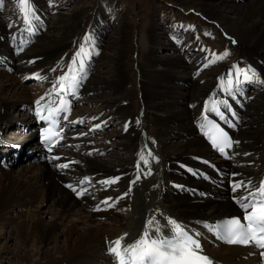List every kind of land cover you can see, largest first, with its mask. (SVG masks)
Segmentation results:
<instances>
[{
	"label": "bare ground",
	"instance_id": "bare-ground-1",
	"mask_svg": "<svg viewBox=\"0 0 264 264\" xmlns=\"http://www.w3.org/2000/svg\"><path fill=\"white\" fill-rule=\"evenodd\" d=\"M194 1L202 3L199 13L216 23L223 40L235 43L244 64L239 69H253L259 82L245 80L241 73L231 95L221 91L218 85L227 82L229 73L235 80L238 66L209 67L217 56L202 48L200 58L176 50L174 57L170 46L180 47L187 42L184 38L175 39L173 45L162 44L163 54L155 55L151 46L145 53L136 51L141 59L127 67L123 57L128 51L135 53L137 46L135 23L125 21L119 27V39L99 45L89 40L90 10L69 15L56 34L41 33L39 16L46 9L36 7L39 0H31L35 14L30 25L22 17L10 18L9 13L5 22L0 20V233L10 225V233L18 240L13 253L17 264H117L108 252L112 241L134 242L149 220L152 236L159 228L162 236L170 237L169 218L199 240L200 253L213 263L259 264L252 248L213 242L206 225L240 214L233 197L246 192L242 188L233 192L232 181H251L258 187L264 179V0ZM93 15L101 18L97 9ZM148 22L147 30L154 25ZM29 27L31 34H38L36 38L26 39ZM192 39L194 34L189 42L192 49L200 46ZM82 44L87 54L85 72L75 94L67 95L71 105L67 119L62 113L64 141L44 160H24L26 151L40 152L33 115L36 102L58 101L53 93L55 77L67 70ZM20 47L27 50L21 53ZM92 56L98 57L96 65L89 62ZM208 67L206 74L203 69ZM3 68L8 75H1ZM32 71L43 86L31 93L20 85L18 76L26 78ZM132 75L133 85L127 84ZM185 78L192 81L189 93ZM205 101H210L209 108L211 101L226 102L227 107L219 105L223 119L206 110ZM13 108L16 117L8 114ZM101 110L119 119L122 131L104 130L106 122L98 117ZM209 119L220 122L234 139L227 161L210 147L205 135ZM81 122H88L95 134L76 127ZM12 130L19 132L17 137L10 136ZM113 137L116 140L111 142ZM111 143L116 147L113 151L108 148ZM141 156L148 161L146 166ZM60 164L67 167H57ZM110 177L119 179L103 183ZM38 199L51 203L49 222H43L40 211L33 208Z\"/></svg>",
	"mask_w": 264,
	"mask_h": 264
},
{
	"label": "rangeland",
	"instance_id": "rangeland-1",
	"mask_svg": "<svg viewBox=\"0 0 264 264\" xmlns=\"http://www.w3.org/2000/svg\"><path fill=\"white\" fill-rule=\"evenodd\" d=\"M39 1H41V4L36 7H43L44 9H46V11L44 12L48 14L44 15L43 12V14L39 16L41 17V19H39V23L42 27L41 33L43 35L50 33L51 30L54 34L58 33V28L60 26L64 27L66 25V18L69 15L80 11L90 10V15L86 18V23L91 25L92 36L89 40L103 46L106 43L110 44L111 42H113V40H117L121 37L119 27L125 21L135 23L137 32L135 43L137 44V46L135 53H132L133 51H128L127 54L123 57V63L127 67L129 65H133L135 62H138L139 58L141 59V57H138V55L136 54V51L139 50V52L145 53L147 47L151 46L154 51L156 50L155 55L160 53L163 54L166 52V49L164 50V48H162V44H165L167 42V45L170 43L171 45H173V41L179 38H184V40H186L187 42H183L182 44H180V47H177L175 44L173 46H170L172 49H169V52L172 53L174 57L176 56L174 50H176L180 55H196L198 58H200L202 57L200 48H202L204 50H210L212 55L217 56L214 58L215 62L213 64H210L209 67L217 68L221 67V64L225 63L230 65L236 64L238 68H242L244 66L242 61L239 59V53L234 45L235 43H233L232 40L224 41L223 36L221 35V30L216 25V23L199 13L200 5L202 4L199 1L191 0L185 3H177L174 0ZM244 1L245 0H232L229 2L242 3ZM94 9L99 10L101 14L100 19L95 18V16L93 15ZM49 10L50 12L48 13L47 11ZM0 13V20L4 22L7 19L5 13H9L8 15L12 19L17 20L18 17H21L18 4L15 0H0ZM148 21L154 22L152 29L149 30H147V24L149 23ZM11 26L12 25L10 24L8 26V29H10ZM50 27H52L53 29H51ZM192 34H194V39H192V41L200 45L193 49L191 44L189 43L191 41ZM27 35L28 36L26 37V39H28L30 36L35 37L38 34H31L30 31V33H28ZM143 35L145 37H143ZM37 41L38 39L34 40L33 43H37ZM20 48L22 51L21 53H23L24 50H27L26 47ZM109 50L111 51V53H113V50ZM97 60L98 57L92 56L90 57L89 62L92 61V63L96 65L95 61ZM208 68L203 69V72L207 74L210 71V68ZM7 72L8 71L3 68V70H1V75L7 74ZM31 74V76H28L26 78H24V76H18V78L20 77V85H22L32 93L33 90H36L37 88L39 89L41 86H43V82L41 81V79H38L33 75V71ZM107 75H109V73H107ZM88 76L89 73L86 74L85 78H89ZM24 79L25 81H23ZM191 82L192 81L187 78L183 80V83L187 84L185 88L187 89L188 93ZM133 83L134 76L132 75L128 78L127 84L133 85ZM188 97L192 98L191 96L187 95V98ZM81 105L82 103L78 104V106ZM15 110L16 108H13L8 112V114L10 116L16 117L18 112H15ZM98 117L102 120V122H106L104 130L121 129L122 131V127L119 124V119H116L107 110H101V112L98 113ZM87 123L88 122H81L80 124L76 123V127H81L80 129H84L89 134H95V130L89 128ZM72 130L75 131L77 129ZM18 134V131H13L10 136L13 135L17 137ZM20 135L26 136L27 132L24 135L23 133H20ZM115 140L116 138L113 137L110 141L114 142ZM107 144L109 145L108 141ZM108 148H110V151L116 149L113 143H111L110 147ZM33 208L34 210L40 211L39 216L43 219V222L46 223L50 221L52 212L50 201L40 202V200L38 199L34 203ZM121 215L125 216L124 210L121 211ZM10 230V225H5L2 234L0 233V264H17L16 258H14L15 256L13 255V253L16 250L18 240L12 235V233H10ZM7 256L9 257L8 259Z\"/></svg>",
	"mask_w": 264,
	"mask_h": 264
},
{
	"label": "snow or ice",
	"instance_id": "snow-or-ice-1",
	"mask_svg": "<svg viewBox=\"0 0 264 264\" xmlns=\"http://www.w3.org/2000/svg\"><path fill=\"white\" fill-rule=\"evenodd\" d=\"M17 4L23 22L26 25H30L32 17L35 14V9L31 4V0H17ZM28 30L31 31V27H29ZM88 39V35L85 34V40L87 41ZM86 59L87 54H85L84 45L82 44L80 49L73 55L71 61L67 63V70L64 71L62 75L55 77L53 93L59 98V103L50 100L46 105V114H42L45 108L40 106V101L36 102L37 118L49 124L48 128L41 130L42 140L55 143L58 131L55 130L52 125L57 122V118L61 113H64V118L67 119L69 108L65 97L69 94H75V90L80 83V76L85 72ZM233 67L235 68L236 66L234 65ZM241 73H243L245 80L256 78L257 82H259L257 74L253 69L236 68L235 80L232 74L229 73L227 82L218 85V87H220L221 91L231 95L234 83L239 84L240 82L239 76ZM248 73H251V76H249ZM33 75L35 76L36 74ZM41 99H43V97ZM209 103L210 101H205L206 110L215 112L223 119L219 105L220 103H224L225 107H227V103L222 101H211V108H209ZM94 127H99V125H95ZM210 127L212 129L211 135H209L208 132H205V135L209 137L213 148L217 149L221 154L226 155L225 150L232 147L233 141L228 137L227 133L215 124H210ZM45 132H48L49 135L45 136ZM80 135H83V133H80ZM149 155L151 156L150 152ZM245 155H247V153H245ZM53 159H57V157H53ZM140 159L146 166L148 161L144 159L143 156H141ZM153 159H155V157H153ZM137 166H139V164ZM57 167H67V164H60L57 165ZM232 175L235 176L236 173ZM86 179L87 177L85 180ZM118 179L119 177H110L103 181V183H115ZM231 183L233 192L241 188L246 192V196H239L238 198L233 197L239 206L245 210L243 215L244 222L242 223L238 217H232L220 221L215 225H206V227H208L218 239L224 240L229 244L248 245L254 243L257 247L264 249V179L259 181L258 187L252 185L251 181L247 183L232 181ZM66 186L70 187L69 185ZM73 190L75 191V189ZM80 194V192H76L77 196H80ZM168 223L171 225L173 232V235L170 237L162 236L159 228L155 229L156 236H152L150 234L152 221L149 220L145 223L144 231L134 242L124 245L122 244V238H118L111 242L108 252L115 256L117 264H212V261L207 256L200 253L201 245L197 238H194L193 235H190L181 225L170 218ZM196 235L198 236L199 234L197 233ZM260 255L264 257V251H261Z\"/></svg>",
	"mask_w": 264,
	"mask_h": 264
}]
</instances>
